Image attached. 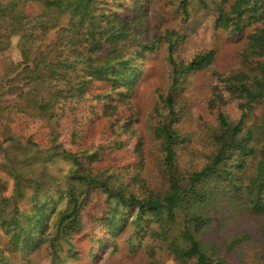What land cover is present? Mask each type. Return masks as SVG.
<instances>
[{
    "label": "trees",
    "instance_id": "trees-1",
    "mask_svg": "<svg viewBox=\"0 0 264 264\" xmlns=\"http://www.w3.org/2000/svg\"><path fill=\"white\" fill-rule=\"evenodd\" d=\"M133 1L130 18L105 0H0V53L17 35L21 54L0 70V127L16 116L57 123L66 115L73 146L83 137L79 114L98 113L102 98L110 119L102 143L77 149L46 148L20 132L5 137L2 168L13 187L0 185V264H32L43 246L53 264L69 262L85 234L94 257L87 264H113L94 252L106 246L135 264H264V0H198L215 30L243 43L227 69L219 68L225 42L186 61L176 56L186 34L167 29L149 39L147 1ZM32 2L41 5L35 14L26 10ZM190 3L180 2L185 18ZM162 41L170 83L140 121L139 62ZM191 74L199 90L209 85V119L184 94ZM95 82L111 90L92 95ZM57 155L71 164L67 184L47 166ZM153 158L163 182L148 166ZM97 189L108 209L89 214Z\"/></svg>",
    "mask_w": 264,
    "mask_h": 264
},
{
    "label": "rangeland",
    "instance_id": "rangeland-1",
    "mask_svg": "<svg viewBox=\"0 0 264 264\" xmlns=\"http://www.w3.org/2000/svg\"><path fill=\"white\" fill-rule=\"evenodd\" d=\"M147 1L144 7H146V22L145 35L149 39H153L155 36H163L167 29H174L180 33L186 34V38L181 39L177 44L176 56L184 59L190 60L192 57L200 52L207 49H214V41L219 40L220 42H225L226 46L223 50L227 55H224V59L220 60V69H227L233 66L238 61V54L240 49L243 48V43L238 42L234 39L231 34L215 30L213 28L214 15L210 10H206L202 7L198 0H191L189 5L190 16L185 18L183 14L180 2L181 0H143ZM106 4L110 9L121 10L126 16L133 17L135 15L134 1L133 0H105ZM41 5L39 3H29L26 6V10L30 14H35L40 11ZM254 26L250 27L248 31H251ZM166 42L162 41L159 48L148 54L142 62H139L142 66V72L139 81L138 96L137 99L143 106V111L141 112L140 121L146 118V113L148 109L152 106L156 96H158L159 88H167L170 83L169 78V67L167 63V48ZM137 47V42L134 43L129 51H134ZM21 60L20 47H19V36L14 35L12 37L11 46L8 50L0 53V70L9 69L11 62L17 63ZM210 72L206 74L209 75ZM216 80L212 82L215 84ZM197 83V74L190 75L188 77L184 94L190 98L193 102V109L196 112L202 113L207 119L210 118V112L207 108V95L210 93L209 85L207 88L199 90L195 84ZM33 85V84H32ZM91 94L95 95L97 93L105 94L111 90V86L106 82H95L91 86ZM91 98H88L90 101ZM97 101L94 100V103ZM107 99L102 98L100 101V107L98 113L95 115L83 117L79 114V120H76V128L78 130H83V137L77 139V144L71 145L69 134L73 126L72 117L64 115L58 122L54 120L48 121L47 119L33 118L31 120H22L20 116H16L13 120L9 121L3 128L0 127V144L7 147L10 143L5 141V137L9 134L19 133L32 138L34 141L44 144L50 148L55 144H61L62 147H69L77 149L79 146H92L97 143H102L107 136L106 131H108V125L110 124V119L103 113V107L106 104ZM80 112L86 111V108L81 107ZM225 110L230 112L233 116H238L240 110L235 104H228ZM79 112V113H80ZM93 116V117H92ZM192 123V122H190ZM197 129V124L192 123L188 125V129ZM3 130V131H2ZM45 148V149H46ZM49 154V152H48ZM4 158L3 154L0 153V185H6V192L12 191L13 181L7 175L5 169L2 168ZM156 159L148 160L149 168H152L153 173L156 178L161 179L160 169L155 164ZM49 171L53 176H63L66 184L69 180L68 171L70 169V162L64 159L62 156H56L52 159V162L47 163ZM4 171H3V170ZM64 185L63 182H58L56 187ZM106 195L101 189L94 190L92 193V198L88 203L86 209L89 214L104 212L108 209ZM63 205H61L62 207ZM127 233L126 231L122 236ZM99 234V233H97ZM85 235H79V239L74 241L77 246V250L80 251L77 257L71 258L69 262H62L61 264H87L88 261L94 257H89V249L93 245L92 237ZM112 248L106 246L103 251L99 248L94 252L97 255H101L105 258H110L113 264H135L137 260H130L129 257L121 254H113ZM32 264H53L51 258L49 257L48 249L43 246L35 253L32 254ZM139 262V260H138ZM140 264V262L138 263ZM165 264H178L176 261L168 260Z\"/></svg>",
    "mask_w": 264,
    "mask_h": 264
}]
</instances>
